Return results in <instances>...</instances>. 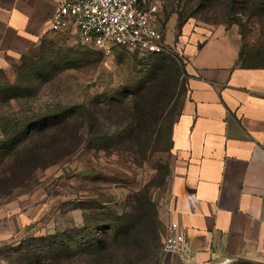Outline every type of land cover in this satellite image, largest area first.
<instances>
[{"label":"rangeland","instance_id":"rangeland-1","mask_svg":"<svg viewBox=\"0 0 264 264\" xmlns=\"http://www.w3.org/2000/svg\"><path fill=\"white\" fill-rule=\"evenodd\" d=\"M159 1L166 13L176 15L178 20L183 13L191 15L188 19L237 26L245 49H254L264 41V12L253 6L255 0ZM236 10L240 12L234 13ZM164 28L162 18L160 29L164 32ZM162 53L176 57L170 51ZM157 57L158 54L117 44L109 48L83 45L75 41L73 32H53L14 67L0 72L1 117L11 111L2 98L22 93L29 104L37 107L47 103L56 106L59 102L65 106L91 102L92 107L106 103L108 111L102 115L110 123L105 126L109 131L107 138L98 140L88 135L70 156L33 175L25 172L22 182L13 178L6 182L7 191L0 194V210L4 206L6 219L15 217L11 224L15 233L0 238V264L18 256L7 246L22 245L24 239L33 235L72 226L88 227L90 235H95L96 213L108 209L128 212L140 192H148L157 203L169 174L171 127L187 94L183 76L179 81L172 76L169 81L152 85L150 74ZM150 82L157 91L148 95ZM13 83L17 86L13 87ZM143 98L150 107L156 106V116L164 110L167 119H160L156 126L146 115L137 130L140 143L133 144L131 120L126 118L129 113L124 111L119 118L110 119L109 104L120 101L131 107ZM162 123V136L147 147L153 130ZM119 140L123 144L118 145ZM30 168L28 164L26 171Z\"/></svg>","mask_w":264,"mask_h":264},{"label":"crops","instance_id":"crops-1","mask_svg":"<svg viewBox=\"0 0 264 264\" xmlns=\"http://www.w3.org/2000/svg\"><path fill=\"white\" fill-rule=\"evenodd\" d=\"M55 6L0 0V72L56 32ZM178 22L170 15L164 35L184 62L187 94L171 128L169 174L156 204L164 225L187 226L193 253L162 251L161 264H264V66L238 64L237 26ZM6 216L2 206L0 238L15 233V217Z\"/></svg>","mask_w":264,"mask_h":264},{"label":"trees","instance_id":"trees-1","mask_svg":"<svg viewBox=\"0 0 264 264\" xmlns=\"http://www.w3.org/2000/svg\"><path fill=\"white\" fill-rule=\"evenodd\" d=\"M252 4L264 12V0H255ZM239 12L236 10L234 13ZM169 16L170 13L165 14L164 22ZM188 16L191 15L181 13L179 25ZM153 54H158V57L151 69L152 85L156 86L165 79L169 81L172 76L178 81L180 76L185 77V65L181 58L166 53ZM238 64L244 67L264 66V41L254 49H245L242 42ZM182 83L186 85V81ZM13 84V87L17 86ZM149 84L148 95L157 91L151 82ZM24 98L22 93H11L2 98L11 111L8 115L0 116V194L5 193V184L11 178L22 182L25 172L33 175L38 169L73 154L88 135L102 140L109 134L105 126L110 123L102 115L108 111L106 103H96L92 107L91 102L76 106H65L59 102L56 106L47 103L37 107ZM140 100L131 107L120 101L109 104L112 107L110 119L114 116L119 118L124 111L129 113L126 118L131 120L129 127L133 144L140 143L137 130L141 128V121L146 115L156 126L160 124V119H167L163 116L164 110L156 116V106L150 107L146 98L142 102ZM162 134L163 123L153 130L147 147L158 142ZM121 144L123 142L119 140L118 145ZM28 164L31 168L26 171ZM96 214L98 225L95 226V235H90L88 227L77 226L51 234L33 235L24 239L22 245L6 247L18 254L14 261L6 264H161L164 224L159 217L157 204L148 192L136 195L128 212L108 209Z\"/></svg>","mask_w":264,"mask_h":264},{"label":"built area","instance_id":"built-area-1","mask_svg":"<svg viewBox=\"0 0 264 264\" xmlns=\"http://www.w3.org/2000/svg\"><path fill=\"white\" fill-rule=\"evenodd\" d=\"M165 14L159 0H56L51 28L73 32L75 41L83 45L109 48L117 44L145 53H162L169 51L160 29ZM161 250L182 257L192 255L187 226L169 222Z\"/></svg>","mask_w":264,"mask_h":264}]
</instances>
